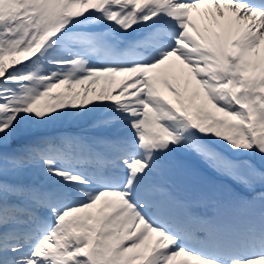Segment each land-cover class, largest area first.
<instances>
[{
    "label": "snow or ice",
    "instance_id": "6c2138e0",
    "mask_svg": "<svg viewBox=\"0 0 264 264\" xmlns=\"http://www.w3.org/2000/svg\"><path fill=\"white\" fill-rule=\"evenodd\" d=\"M0 264H264V0H0Z\"/></svg>",
    "mask_w": 264,
    "mask_h": 264
}]
</instances>
